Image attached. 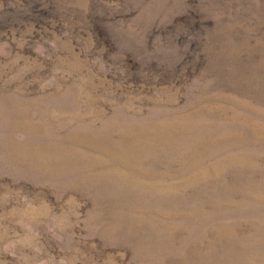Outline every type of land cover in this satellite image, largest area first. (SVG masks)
I'll list each match as a JSON object with an SVG mask.
<instances>
[{"label":"rangeland","instance_id":"obj_1","mask_svg":"<svg viewBox=\"0 0 264 264\" xmlns=\"http://www.w3.org/2000/svg\"><path fill=\"white\" fill-rule=\"evenodd\" d=\"M0 264H264V0H0Z\"/></svg>","mask_w":264,"mask_h":264}]
</instances>
